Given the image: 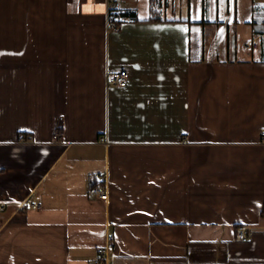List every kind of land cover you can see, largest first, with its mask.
<instances>
[{
    "label": "crops",
    "instance_id": "1",
    "mask_svg": "<svg viewBox=\"0 0 264 264\" xmlns=\"http://www.w3.org/2000/svg\"><path fill=\"white\" fill-rule=\"evenodd\" d=\"M111 1L0 0V264H264V0Z\"/></svg>",
    "mask_w": 264,
    "mask_h": 264
},
{
    "label": "built area",
    "instance_id": "2",
    "mask_svg": "<svg viewBox=\"0 0 264 264\" xmlns=\"http://www.w3.org/2000/svg\"><path fill=\"white\" fill-rule=\"evenodd\" d=\"M173 0H159L160 6L162 9H167L172 5ZM120 8V3L118 1H109L107 3V11H106V22L105 27L107 32H117L120 29V19L118 16V10ZM257 43L252 42L247 43L244 47L249 49L250 47L255 49ZM128 73L125 70H114L107 72L105 83L107 86H117L124 87L127 84ZM60 134H56V137H59ZM23 138V137H21ZM262 142L264 143V131L261 132ZM91 193L98 199L105 200L107 198V194L104 188L101 185H92L90 188ZM237 237L240 241H247V232L246 228L240 226L237 230ZM114 238L112 236L108 237L109 245L112 244ZM105 256L104 248L97 249V257L91 261V264H103Z\"/></svg>",
    "mask_w": 264,
    "mask_h": 264
},
{
    "label": "trees",
    "instance_id": "3",
    "mask_svg": "<svg viewBox=\"0 0 264 264\" xmlns=\"http://www.w3.org/2000/svg\"><path fill=\"white\" fill-rule=\"evenodd\" d=\"M156 2H157V6L159 5V0H155ZM159 7V6H158ZM153 13H155V12H153ZM94 185V184H93Z\"/></svg>",
    "mask_w": 264,
    "mask_h": 264
}]
</instances>
